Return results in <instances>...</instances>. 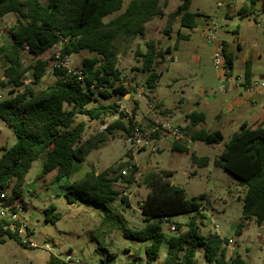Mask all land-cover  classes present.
<instances>
[{
	"label": "trees",
	"instance_id": "obj_1",
	"mask_svg": "<svg viewBox=\"0 0 264 264\" xmlns=\"http://www.w3.org/2000/svg\"><path fill=\"white\" fill-rule=\"evenodd\" d=\"M124 0H0V18L7 14L17 15V22L11 27V41L0 45V61L7 63L3 78L0 76V88L12 84L23 89L9 91L10 95L0 98V119L12 129L16 140L10 146L2 147L0 155V186L11 189L9 202L15 203L21 198L22 187L32 164L43 156L41 176L55 172V180L70 178L76 162H83L90 152L108 140L115 130L130 133L135 120L132 116L126 121L128 113L118 110V101L130 92L122 82L118 68L120 52L116 42H129L146 34V23L156 16L165 15L161 0H130L126 8L114 18H104L120 11ZM190 0H183L171 16H180V26L192 28L201 14L191 11ZM172 26L169 21L165 31ZM61 44L60 56L65 58L85 49L94 53L82 61V78L68 73L67 68L54 67L52 72L56 80L46 88L36 90L33 85H24L29 72L33 84H39L48 72L50 60L42 54L51 47ZM172 46L161 48L154 39L146 41V50H136L141 57V70L147 72L146 86L155 91L159 74L155 70L157 63L171 53ZM27 49L37 58L24 67L22 53ZM229 73L233 59L225 55ZM51 59H56L52 57ZM246 78L251 76L250 64L246 66ZM117 97L115 101L106 100ZM100 98V99H99ZM157 107H162L157 103ZM164 109L163 113H169ZM92 120L105 121L106 117L117 115L107 129L86 139L83 134L87 126L85 120L77 121L78 115ZM190 124L196 126L204 120L203 113L192 112L187 116ZM193 140L207 144L223 141L221 131L204 129L191 132ZM172 149L180 153H190L191 161L200 167L210 162L208 156H199L188 146L173 142ZM130 158L132 154L128 153ZM132 162H121L118 167H109L103 171H88L83 177L70 182L65 197L69 202L83 201L99 205L110 211L109 204L120 198L129 204L126 195L114 185L120 178L131 182L132 176L121 173L123 167ZM214 165L221 167L240 180L246 187L242 218L255 219L264 223V123L257 127L243 124L228 141ZM133 173L136 165L133 163ZM171 170L150 171L143 182L149 192L140 204L145 225L140 229L124 228L125 236L138 242H148L144 249L146 261L152 263L158 259L165 240L163 222L171 216L192 213L187 229L181 232L183 224L175 222L176 232L169 236L163 264H196L199 248H203L210 264H245L239 255L227 259L225 243L228 239L219 233L203 235L199 229V215L202 203L187 197L186 189L174 184ZM204 196H201L203 199ZM55 204L45 209L46 219H58L54 213ZM54 220V219H52ZM106 216L104 217V221ZM237 233H242L237 229ZM9 237L19 241L15 234ZM104 255L99 264L112 261L114 254L103 247ZM50 264H62L55 255ZM89 264V263H87Z\"/></svg>",
	"mask_w": 264,
	"mask_h": 264
},
{
	"label": "rangeland",
	"instance_id": "obj_2",
	"mask_svg": "<svg viewBox=\"0 0 264 264\" xmlns=\"http://www.w3.org/2000/svg\"><path fill=\"white\" fill-rule=\"evenodd\" d=\"M130 0L123 1L120 11L107 15L106 21L114 18L123 11ZM182 0H169L165 5V10L177 8ZM196 5V6H195ZM198 5V6H197ZM199 7V8H197ZM193 10L203 9L208 13L217 12L222 15L227 7H217L214 0H195ZM169 16H156L148 22V31L144 36H138L129 42H116L120 52L118 68L121 71L123 84L130 91L122 98V103L129 111L136 114V122L143 128L146 134V145L139 146L127 141V134L121 130H115L108 140L101 143L97 149L90 152L87 158L76 167L70 178L55 180V172L41 176L43 166V156H40L32 164L22 187L21 198L25 207L20 211V216L24 223L34 234L38 247H24L20 242L12 237L0 239V264H50L52 255L65 257L76 255L82 261L89 264H98L104 255L103 247L114 254L112 261L115 264H163L166 255L167 241L169 236L176 231L169 228L171 223L181 222L183 226L187 224L192 213H183L171 216L170 220L163 222L162 230L165 233V240L161 246L158 259L148 263L143 255L134 254L137 241L124 235V228L140 229L145 225L144 215L140 204L146 198L149 187L143 182L144 176L150 171L171 170V181L186 189L187 197L191 200H199L202 203L199 215V229L203 235L219 233L226 239L232 238V244L225 243L227 256L239 254L245 264H264V223L259 224L256 220H244L242 218V207L246 187L241 185L237 176L231 172L214 165L213 161L218 157L223 142L218 144H207L204 141L191 142L190 127H183L185 135L178 143L185 145L190 143V149L196 151L199 156H208L210 162L207 166L200 167L191 161L190 153H180L174 151L170 144L173 141L167 139V133L157 127V121L146 122V114L151 112L158 115L163 113V105L158 108L155 94L169 108L180 107L186 110L192 106L191 100L198 96L203 85L215 82L219 78V71L213 65V58L210 50L204 48L200 41L201 61L192 63L188 54L181 51L175 52V59L168 56L161 59L155 66L159 74L154 92H148L146 86L147 72L141 70V57L136 55V50H146V41L160 37L167 39L168 43L174 45L176 39H169L165 36V28L168 25ZM177 20V19H176ZM175 20V21H176ZM213 20H217L213 18ZM17 22V15L7 14L0 18V45L11 41V27ZM264 23V22H262ZM259 31L264 30V24L258 27ZM147 34H150L147 37ZM165 37V38H164ZM158 44V41H157ZM184 44V41L181 43ZM260 50L262 62L260 70L264 72V42ZM61 44H57L42 54V58L50 60L48 72L39 84H33L32 75L27 72L24 85H33L36 90L46 88L56 80L52 72L53 63L57 58ZM94 53L88 50H81L69 56V66L80 67L85 57L93 56ZM186 57V59L184 58ZM36 56L25 49L22 53L24 67L33 64ZM181 65L180 68L178 66ZM7 63L0 61V76L3 78L4 69ZM237 71V67L234 71ZM11 89L19 90L22 87H14L8 84L0 88V98L10 95ZM100 99V98H99ZM117 97L106 100L115 101ZM181 100V101H180ZM150 102H155L156 106L149 109ZM178 112V111H177ZM176 112V113H177ZM178 114V113H177ZM87 118L78 115L77 119ZM87 126L84 131V139L100 132L102 121L87 118ZM173 124L183 123L177 116L168 117L167 120ZM156 129V130H155ZM159 138L158 140H156ZM16 137L12 129L3 119H0V155L2 147L12 145ZM167 140V141H166ZM168 142V143H167ZM132 154L133 158L128 156ZM130 160L136 165L128 174H123V170L128 168L125 165L121 170L124 176H132V181L128 182L120 178L114 183L115 187L123 192H127L129 204L122 202L120 198L109 204L111 208L107 213L104 208L95 204H88L83 201L69 202L65 193L71 181L83 177L88 171H103L109 167H118L121 162ZM40 176V177H39ZM39 177V178H37ZM11 192V189H10ZM204 196L201 199V196ZM55 204L54 213L58 212L59 218L54 220L46 219L45 209L50 204ZM106 220L104 221V217ZM218 226V227H217ZM237 229H241L239 235ZM49 244L53 252L46 250L43 246ZM138 257V258H137ZM197 264H208L203 251L199 248L196 255Z\"/></svg>",
	"mask_w": 264,
	"mask_h": 264
},
{
	"label": "crops",
	"instance_id": "obj_3",
	"mask_svg": "<svg viewBox=\"0 0 264 264\" xmlns=\"http://www.w3.org/2000/svg\"><path fill=\"white\" fill-rule=\"evenodd\" d=\"M214 1H216L217 7H227L225 12H223L222 15H219L217 12L208 13L202 11L203 9H198L197 12L201 15L196 19V26L189 28L180 26L179 15L171 16L177 8H173L167 12L165 10V4H168L169 0H161V4L164 6L165 11V15L163 16H169L168 23L169 21L172 22L169 32L167 33L165 31V36L169 39L175 38L176 41L172 46L168 43L167 39L162 40L160 37H156V39L159 47L163 49L168 46L173 47L171 53L166 54L164 59L168 56L171 60H174L175 52L181 53L182 51L184 52V55L188 54L190 62L198 63L201 61V55L198 53L201 40L203 41V47L210 50L212 57V49L214 45L209 44L205 39V19L216 18L218 24L217 35L219 39L223 41L225 55H230L233 59V67L229 73L231 80L224 83L226 85V90L222 91L220 89L221 83L219 78L213 83H206L199 91L198 96L191 100L192 106L186 110L182 109L181 104L179 105L180 107L175 108L174 110L173 108L165 106L154 92L156 99L159 101L158 103H161L163 108L169 109L170 112L167 115L158 116L148 111L144 112V114L147 113L145 115L146 122L149 124L153 123L154 120L161 122L167 120L168 117L177 116L183 121V123H177L176 125L190 127L192 131L200 129L209 132L219 130L224 136L222 141L223 145L220 148L221 152L224 147V142L228 141L236 132H238L243 124H246L249 127H257L264 123V86H260L253 91L247 90L249 84L264 81V72H258V70H260V62H262V54L260 50L263 48L262 42H264V30L259 31L258 27H260V25L257 23L259 21L264 22V0ZM194 2L195 0H190L189 8L191 11H195L192 9ZM219 2L222 3V6L218 5ZM263 24L264 23H262V25ZM147 25L148 22L146 23V32L148 31ZM149 36L150 34H147V37ZM182 41H184L183 45L181 44ZM184 58L186 59V57ZM247 64H250L251 67V76L248 79L245 76ZM180 67L181 65L178 66V68ZM236 67L237 71H234ZM192 112L204 114V120L196 126H192L187 118L188 114ZM76 120L79 121L78 119ZM80 120L88 122L87 118H82ZM166 136L170 141V137L168 135ZM158 139L159 138L156 140ZM191 140V142L194 143L199 141L193 140L192 137ZM191 142L185 144V146L190 148ZM172 145L173 143L170 144L171 148ZM80 163L82 162L75 163L73 172H75L76 167L78 168L77 165ZM49 174L50 173L46 175ZM186 229L187 227L183 226L180 231L183 232ZM147 245L148 242L137 241L134 248L135 256L143 255L145 257L144 249ZM57 257L60 259L62 258L59 256ZM229 258L227 256V259ZM207 263L210 264L209 262Z\"/></svg>",
	"mask_w": 264,
	"mask_h": 264
},
{
	"label": "built area",
	"instance_id": "obj_4",
	"mask_svg": "<svg viewBox=\"0 0 264 264\" xmlns=\"http://www.w3.org/2000/svg\"><path fill=\"white\" fill-rule=\"evenodd\" d=\"M219 6H222V3H218ZM206 21V28L204 31V36L206 41L209 44H213L214 47L212 49V58H213V65L219 71V80H220V89L225 91L226 85L224 84L226 81L231 80V76L229 74V68L227 66L226 56H225V48L223 41L219 39L217 35V28L218 24L213 19H205ZM258 25H261L262 22H257ZM69 57H61L60 51L53 63V68H67L68 73L72 75L78 76V78H82L83 72L81 67L73 68L69 66L68 62ZM260 86H264V81L255 82L249 84L247 86V90L253 91ZM148 92L152 93L150 89H146ZM156 106V103L150 102L148 107L152 109ZM118 110L121 112L128 113V117H126V121L130 116H132L135 120V124L133 125L131 132L127 134V141L143 146L146 145V133L143 128L136 122V114L133 111H129L125 104L122 101H118ZM117 118V115L106 117L105 121L101 123L99 128L100 131H104L107 129L110 122ZM156 128H161L164 130L170 139L173 142H180L185 135V130L183 127L178 126L176 124L171 123L170 121H161L157 122ZM128 168L124 169L122 172L123 174H128L133 169V162L128 164ZM127 192H123L122 195H126ZM10 197V189L0 186V239L9 237V234H15L21 245L24 247L35 248L38 247V243L34 238V234L32 231L27 227L24 223L23 219L20 216V211L25 207V203L22 200H19L15 203L9 202ZM218 227V226H217ZM169 228L171 231H176V224L171 223ZM234 240L232 238L228 239V244H232ZM46 250L53 252L52 247L49 244H45L43 246ZM236 255V254H235ZM232 254L231 256H235ZM62 264H87L86 262L82 261L76 255H67L61 258ZM104 264H115L113 261L106 262Z\"/></svg>",
	"mask_w": 264,
	"mask_h": 264
}]
</instances>
